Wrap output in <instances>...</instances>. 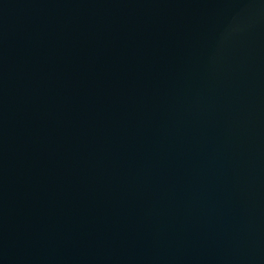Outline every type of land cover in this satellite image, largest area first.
Masks as SVG:
<instances>
[{"label": "water", "instance_id": "obj_1", "mask_svg": "<svg viewBox=\"0 0 264 264\" xmlns=\"http://www.w3.org/2000/svg\"><path fill=\"white\" fill-rule=\"evenodd\" d=\"M0 264H264V0H0Z\"/></svg>", "mask_w": 264, "mask_h": 264}]
</instances>
